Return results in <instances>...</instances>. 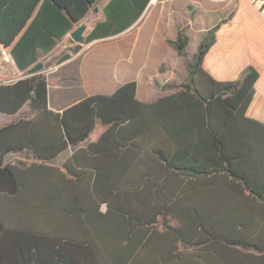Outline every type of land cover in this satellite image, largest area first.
Segmentation results:
<instances>
[{
    "label": "trees",
    "instance_id": "1",
    "mask_svg": "<svg viewBox=\"0 0 264 264\" xmlns=\"http://www.w3.org/2000/svg\"><path fill=\"white\" fill-rule=\"evenodd\" d=\"M101 1L0 0L20 72L0 82V111L28 107L0 126V264H264V0H239L193 56L178 28L167 42L188 77L154 101L132 80L57 112L48 70L151 0L107 1L83 42L48 60Z\"/></svg>",
    "mask_w": 264,
    "mask_h": 264
},
{
    "label": "crops",
    "instance_id": "2",
    "mask_svg": "<svg viewBox=\"0 0 264 264\" xmlns=\"http://www.w3.org/2000/svg\"><path fill=\"white\" fill-rule=\"evenodd\" d=\"M187 1L199 5V12L186 24L176 17L180 12L179 6H186L183 0H151L137 23L127 30L117 36L88 43L79 53L49 69V107L60 112L91 94H112L121 85L132 80L137 83V98L140 101H154L163 95L160 86L164 83L185 81L188 71L182 58L169 45L167 39H175L178 28L187 25L191 37L188 47L192 48L191 52H188L193 56L207 29L215 26L239 6V0ZM175 5H178L177 9ZM95 8L94 12L98 11ZM203 18L204 22L210 23L204 28ZM103 19L104 16L98 21ZM86 20L83 22L86 23ZM3 50L0 43V82H8L18 78L20 72L12 55L4 57ZM7 51L11 54L10 49ZM163 64L174 71L178 70L179 75H167V71L160 73L159 69ZM27 110L25 105L22 111L17 113L0 111V126L12 122ZM102 130L101 126V132ZM69 154L70 152H66L64 157L61 155L63 159L59 156L57 159L60 161L55 159L52 162L62 166Z\"/></svg>",
    "mask_w": 264,
    "mask_h": 264
},
{
    "label": "rangeland",
    "instance_id": "3",
    "mask_svg": "<svg viewBox=\"0 0 264 264\" xmlns=\"http://www.w3.org/2000/svg\"><path fill=\"white\" fill-rule=\"evenodd\" d=\"M108 0H102L100 4L97 5L98 7V11L94 12L91 11L89 17L87 18L86 20V24H87V29L86 31L84 32V36L88 33V31L90 30L91 28V24H93L96 20H99L100 18H103V13H102V4L106 3ZM157 0H152V2H155ZM183 2L185 3L186 6H179V15H176V17L178 16V18H180V21H183L184 24H186L188 21H190V19L193 17H195V14H198L199 12V5L197 6L194 2H190V1H187V0H183ZM177 6L178 5H175L174 7L177 9ZM202 24H203V28L205 26H208L210 23H207V22H204V18H203V21H202ZM202 28V27H200ZM194 37L196 36V34H193ZM70 35H68L63 41H61L60 43L57 44L54 52L52 53V55L50 56V58L48 60H55L57 59V57L61 56L63 53L65 52H69L70 51V46L72 45L71 41H70ZM192 48L191 47H188V51L191 52ZM189 52V53H190ZM4 64L6 65V63L4 62ZM162 67L164 68L163 71H159L160 73H163V72H166L167 75L169 74H173V76H176V75H179V71L176 70L174 71L173 69H170L168 66H166L165 64L162 65ZM169 69V70H168ZM10 78V76L8 77ZM4 79H7V78H4ZM163 93H161L162 95ZM97 130L94 131L92 134H91V137H89L88 140H93V139H97V137H99L100 135V132H101V126L100 124L97 125ZM87 140V141H88ZM86 142L83 143V145H85ZM63 157L65 156V153L62 155ZM62 156H60L61 158L60 159H63ZM60 159H57L56 161H60Z\"/></svg>",
    "mask_w": 264,
    "mask_h": 264
},
{
    "label": "water",
    "instance_id": "4",
    "mask_svg": "<svg viewBox=\"0 0 264 264\" xmlns=\"http://www.w3.org/2000/svg\"><path fill=\"white\" fill-rule=\"evenodd\" d=\"M96 10H98V8H95ZM87 29V24L85 22L81 23L80 25H78L71 33L70 36L72 37V39L78 43L83 42L84 40V32Z\"/></svg>",
    "mask_w": 264,
    "mask_h": 264
},
{
    "label": "built area",
    "instance_id": "5",
    "mask_svg": "<svg viewBox=\"0 0 264 264\" xmlns=\"http://www.w3.org/2000/svg\"><path fill=\"white\" fill-rule=\"evenodd\" d=\"M2 55L4 56V57H9L11 54L7 51V49H4L3 51H2ZM0 81H2L1 79H0Z\"/></svg>",
    "mask_w": 264,
    "mask_h": 264
}]
</instances>
